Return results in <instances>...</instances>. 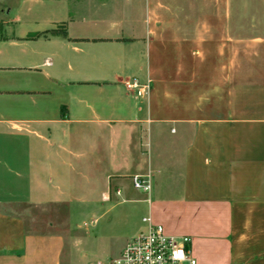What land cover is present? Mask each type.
I'll return each instance as SVG.
<instances>
[{
  "label": "crops",
  "instance_id": "crops-1",
  "mask_svg": "<svg viewBox=\"0 0 264 264\" xmlns=\"http://www.w3.org/2000/svg\"><path fill=\"white\" fill-rule=\"evenodd\" d=\"M1 3L0 264H74L82 186L136 175L196 264H264V0Z\"/></svg>",
  "mask_w": 264,
  "mask_h": 264
},
{
  "label": "rangeland",
  "instance_id": "rangeland-1",
  "mask_svg": "<svg viewBox=\"0 0 264 264\" xmlns=\"http://www.w3.org/2000/svg\"><path fill=\"white\" fill-rule=\"evenodd\" d=\"M2 4L18 7L20 0H1ZM121 189L120 197L115 195L116 189ZM82 193L86 191L89 200L82 203V213L89 210L86 217L75 220L77 248L75 253L67 240L64 260H71L74 264L106 263L115 259L125 245L140 232L145 230L142 219L148 215L147 204L131 201L144 194L136 190L132 178L124 179L123 186L110 185V199H104L108 193V186L99 194L97 186H82ZM83 198V196H82ZM160 225L159 223H155Z\"/></svg>",
  "mask_w": 264,
  "mask_h": 264
},
{
  "label": "built area",
  "instance_id": "built-area-1",
  "mask_svg": "<svg viewBox=\"0 0 264 264\" xmlns=\"http://www.w3.org/2000/svg\"><path fill=\"white\" fill-rule=\"evenodd\" d=\"M130 91H135L137 97L145 98L150 92V83H141L132 79L124 83ZM136 190L143 193L151 191L150 175H136L132 177ZM121 196V190H116ZM145 230L133 237L123 249L119 257L106 263L97 264H196L192 256L191 239L184 237L176 239L169 236L165 228L154 224L149 217L143 219Z\"/></svg>",
  "mask_w": 264,
  "mask_h": 264
},
{
  "label": "trees",
  "instance_id": "trees-1",
  "mask_svg": "<svg viewBox=\"0 0 264 264\" xmlns=\"http://www.w3.org/2000/svg\"><path fill=\"white\" fill-rule=\"evenodd\" d=\"M56 32L55 31H46V32H43V33H38V34H34L32 36H30L29 38L30 39H33V38H39V37H42V36H47L48 34H55ZM63 36L66 35V32H63L62 33Z\"/></svg>",
  "mask_w": 264,
  "mask_h": 264
}]
</instances>
